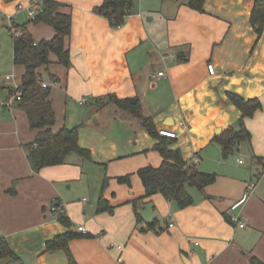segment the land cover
I'll return each mask as SVG.
<instances>
[{
    "label": "crops",
    "instance_id": "crops-1",
    "mask_svg": "<svg viewBox=\"0 0 264 264\" xmlns=\"http://www.w3.org/2000/svg\"><path fill=\"white\" fill-rule=\"evenodd\" d=\"M44 1L0 0V13L8 26L27 24L35 42L50 40L52 27L29 23L25 11L16 10L18 4ZM52 1L71 17L65 39L69 67L50 54L41 70L55 113L52 130L79 126L78 144L90 157L69 155L62 165L33 170L25 146L36 131L11 97V103L0 102V237L17 257L0 264H68L62 250L46 251L45 243L69 230L77 234L68 242L77 264H253L252 259L264 264V25L258 36L250 24L254 0H205L202 11L189 8L188 0H131L119 28L94 11L102 0ZM12 77L19 85L20 77ZM227 93L261 104L244 122L249 141L236 148L251 167L236 171L245 166L242 159L236 166L221 163L213 184L187 189L193 204L184 209L159 194L146 198L138 203L137 222L133 201L143 197L144 188L136 171L160 164L156 140L116 105L99 108L97 98L137 97L157 131L175 134L169 149H179L187 163L198 156L197 169L211 173V161L221 155L214 138L241 117ZM89 101L94 116L71 112ZM125 175L129 184L117 181ZM251 182L255 186L247 194ZM100 196L112 212H97ZM55 201L70 227L51 214Z\"/></svg>",
    "mask_w": 264,
    "mask_h": 264
},
{
    "label": "trees",
    "instance_id": "trees-1",
    "mask_svg": "<svg viewBox=\"0 0 264 264\" xmlns=\"http://www.w3.org/2000/svg\"><path fill=\"white\" fill-rule=\"evenodd\" d=\"M204 1L188 0L187 5L193 10L202 11ZM41 7L42 11L28 22L42 23L52 27L54 31L52 39L35 42L26 29L27 24L13 25L19 34L11 33L12 63L23 69L18 86L20 99L13 101L26 113L30 129L36 131L33 143L25 146L27 160L35 171L44 167L62 165L71 154H76L82 159L90 157L89 151L82 149L78 144L79 126L63 127L57 132L52 130L56 120L55 113L49 99L50 87H41L43 81L41 70L47 69L50 64V54L55 55L57 64L64 68L69 67V51L65 47V39L70 35L71 17L69 14L59 11L62 5L58 2L46 0ZM130 10L131 1L126 0H102V3L94 8V11L106 18L113 28L121 27L125 18L130 14ZM249 21L255 33L260 36L264 25V0H254ZM11 88L12 90L3 89L8 91L9 97L14 98L15 90L13 86ZM227 97L241 112V117L235 126L227 128L221 136L214 138L221 148L223 159L231 155L239 143L249 141L250 134L245 127V119L251 118L261 108L258 99L244 100L233 93H227ZM97 101L99 108L112 103L137 118L148 135L156 140L153 150L160 155V164L157 167L146 166L136 171L144 188L143 197L138 201H133V212L137 222H140L138 203L142 200L159 194L164 199L174 202L179 209H184L193 204L188 188L202 191L215 182L214 174L201 172L196 165L185 162L179 149H169L174 138L159 135L152 118L142 115L141 104L137 97L118 99L111 95L97 98ZM129 178L130 175H125L118 177L117 181L129 184ZM106 184L107 178L105 177L101 191L105 189ZM52 208L54 209L51 211L53 217L63 226L70 227L71 224L61 204L55 201ZM97 212H112L111 207L107 205L102 196L97 202ZM155 225V220L147 224L148 227ZM76 237L77 234L69 230L47 241L45 250H62L67 257L68 264H77L68 249V242ZM0 259H17L3 237H0ZM252 261L253 264H261L255 259Z\"/></svg>",
    "mask_w": 264,
    "mask_h": 264
},
{
    "label": "rangeland",
    "instance_id": "rangeland-1",
    "mask_svg": "<svg viewBox=\"0 0 264 264\" xmlns=\"http://www.w3.org/2000/svg\"><path fill=\"white\" fill-rule=\"evenodd\" d=\"M8 23L6 22L5 19H3V16L0 13V83L2 82V85L6 86L8 89H11V86L13 84V80L9 81V84L4 83L3 79L5 76H10L14 75L18 79L21 74V67L14 66L12 64V39H11V32L8 29ZM20 69V70H19ZM47 80V79H46ZM45 80V81H46ZM48 81V80H47ZM8 83V82H7ZM6 98V101L10 99L8 91L6 89L0 90V102H2ZM10 102V101H8ZM91 101L88 102V104L83 107V108H78L77 106H72L71 112H77L76 114H81L84 116V118L92 117L94 114L91 112L92 111V106H91ZM84 109V110H82ZM81 110V111H80ZM244 147V146H243ZM73 157H77L76 154H71L70 159ZM215 158V157H213ZM236 159H242L245 162V166H237L236 171H239V169H248L251 167L250 160L247 156L244 155L243 151L242 153H239L237 150H234L231 155H229L226 159H223L222 156L219 154L217 156V160L211 161V168L212 172L211 174H216L215 170H218L221 166V163L225 162L230 165H237L235 162ZM97 171L96 168H92ZM253 170V169H252ZM254 172V170H253ZM91 175H96V173H93L90 170ZM217 177V176H216ZM254 178V177H252ZM248 190V189H247Z\"/></svg>",
    "mask_w": 264,
    "mask_h": 264
},
{
    "label": "built area",
    "instance_id": "built-area-1",
    "mask_svg": "<svg viewBox=\"0 0 264 264\" xmlns=\"http://www.w3.org/2000/svg\"><path fill=\"white\" fill-rule=\"evenodd\" d=\"M126 1H131V0H126ZM16 10H17V11H25V13H26L27 17L29 18V20H33V19L35 18V16H36L39 12L42 11V7H41V5H37V4H35V3H32L30 6H27V7H24L23 5L18 4V5L16 6ZM8 18H9V17H8ZM8 29H9V31H10L11 33L19 34V32L13 27V25H10V23H9V27H8ZM207 70H208V73H209L210 75H213L214 72H215L214 66H213L212 64H208V65H207ZM159 75L161 76L162 73H159ZM5 80H7V81H8V80H9V81L13 80L12 75H11V76H6V77H5ZM12 86H13V89L15 90V96H14V98H12L11 100H12V101H13L14 99H15V100H19V99H20V93H19V91H18V86H19V85L13 82ZM41 87L46 88V87H48V84L42 81V83H41ZM80 102H81V103H84L85 100H81ZM10 103H11V102H10ZM158 133H159V135H161V136H165V137H169V138H175V134H174V133H172V132H170V131H168V130H165V129H159V130H158ZM199 162H200L199 157L196 156V155H193V157H192L191 160H190V163L193 164V165H198ZM238 163H239V164H242L243 161H242V160H238ZM254 186H255V183H253V182H251V183L249 184V189H248L249 192H248L247 194H251V193H252V191H253V189H254ZM62 208H63V207H62ZM51 211H54V209L51 208ZM231 221H232L235 225H237V227H239L240 229L245 228V224H244V222H243L240 218H238V217H234V218L231 219ZM172 226H173L172 224H169L168 227L170 228V227H172ZM79 232H80V234H82V235H87V230H85V229L82 228V227H79ZM117 248H118V249H121V246H119V247H117Z\"/></svg>",
    "mask_w": 264,
    "mask_h": 264
}]
</instances>
